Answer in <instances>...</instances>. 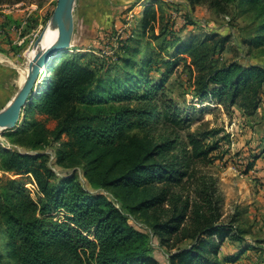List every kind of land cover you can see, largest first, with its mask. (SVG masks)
Segmentation results:
<instances>
[{
    "label": "trees",
    "instance_id": "1",
    "mask_svg": "<svg viewBox=\"0 0 264 264\" xmlns=\"http://www.w3.org/2000/svg\"><path fill=\"white\" fill-rule=\"evenodd\" d=\"M17 1L0 0V6ZM232 2L264 16V0H212V5L219 9L222 3ZM144 14L154 18L151 6ZM150 23L148 19L144 26ZM263 32L255 38L259 47L264 46ZM176 50L190 57L203 98L210 96L225 108L238 106L249 114L258 110L264 69L238 63L214 67L215 46L199 38ZM84 59L54 56L21 125L7 135L13 144L36 151L53 139L61 146L56 164L89 160L87 173L98 190L152 195L132 210L183 203L167 222L155 226L154 233L168 243L178 237L193 241L190 249L170 255L171 264H211V257L232 236L230 226L221 223L216 188L205 182L194 202L191 198L182 202L173 195L175 188L192 180V167L205 161L211 149L199 135L188 132L183 140L172 137L175 128L187 131L190 121L166 94L164 82L130 83L121 76L102 75L93 61ZM41 117L55 120V128L50 130ZM160 126L171 130L169 136H152ZM0 171L31 175L39 189L34 200L23 177L0 180L4 241L0 260L14 264H160L150 257L148 237L131 226L104 194L86 189L75 174L57 176L48 167L46 154L0 150ZM60 211L64 212L62 219L55 218L53 213Z\"/></svg>",
    "mask_w": 264,
    "mask_h": 264
},
{
    "label": "rangeland",
    "instance_id": "2",
    "mask_svg": "<svg viewBox=\"0 0 264 264\" xmlns=\"http://www.w3.org/2000/svg\"><path fill=\"white\" fill-rule=\"evenodd\" d=\"M56 5L57 0H18L0 6V111L18 92L21 71L30 62L27 54L49 25ZM148 6L154 18L145 16ZM148 19L151 23L146 28L144 22ZM262 29L264 16L237 2L222 3L218 9L212 0H77L72 48L60 53L63 58L84 56L86 62L93 61L94 67L98 66L102 75L121 76L130 83L164 82L166 94L190 121L187 131L170 130L172 137L183 140L188 132L199 135L211 149L205 161L192 167V180L175 188L173 195L182 202L187 198L194 202L200 187L205 182L213 183L221 223L232 230V236L211 257V264H264V87L255 113H246L238 106L225 108L210 96L202 97L190 57L179 55L176 48L195 38L208 40L215 46L212 66L238 63L264 69V46L255 44ZM41 119L50 130L57 124L53 119ZM170 131L160 126L152 136L160 139L169 136ZM7 132L0 131V150L44 153L48 167L57 176L75 174L86 189L104 194L131 226L148 237L150 257L160 264H171V254L191 248V240L178 237L168 243L154 233L155 226L167 222L183 203L167 202L154 209L132 210L152 195L115 188L98 190L87 173L89 160L77 158L56 164L61 146L53 139L36 151L13 144ZM22 177L0 171V180ZM23 178L27 193L37 200L39 189L34 178ZM63 214L53 213L57 219H62ZM1 237L0 232V246L4 242ZM3 252L0 247V255ZM0 264L14 262L0 260Z\"/></svg>",
    "mask_w": 264,
    "mask_h": 264
},
{
    "label": "water",
    "instance_id": "3",
    "mask_svg": "<svg viewBox=\"0 0 264 264\" xmlns=\"http://www.w3.org/2000/svg\"><path fill=\"white\" fill-rule=\"evenodd\" d=\"M76 1L57 0V5L51 20L54 21L59 29L60 38L50 46L44 47L42 42L45 38L46 31H43L34 43V47L40 49L28 63V76L24 84L19 88L8 105L0 111V131H9L20 126L24 117V111L36 93L42 72L54 56L72 48Z\"/></svg>",
    "mask_w": 264,
    "mask_h": 264
},
{
    "label": "bare ground",
    "instance_id": "4",
    "mask_svg": "<svg viewBox=\"0 0 264 264\" xmlns=\"http://www.w3.org/2000/svg\"><path fill=\"white\" fill-rule=\"evenodd\" d=\"M45 31H46V35H45V38H44V40L42 42V44H43L44 47H48L52 43H54V42H56V41L59 40V38H60V31L57 28V26H56V24L54 23L53 20L50 21V23L47 26V28L45 29ZM39 49H37V48L34 47L33 50H31L30 52H28L27 57H28V60L29 61H31L33 59V57L36 55V53L39 51ZM46 71H47V67L42 72L41 78H44L45 77ZM27 76H28V66L24 67L22 69V71H21V77H20V81H19V86L20 87L24 84Z\"/></svg>",
    "mask_w": 264,
    "mask_h": 264
}]
</instances>
